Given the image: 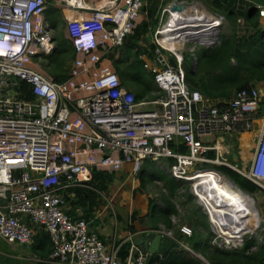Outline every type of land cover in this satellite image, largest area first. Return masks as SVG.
Segmentation results:
<instances>
[{"label": "built area", "instance_id": "obj_1", "mask_svg": "<svg viewBox=\"0 0 264 264\" xmlns=\"http://www.w3.org/2000/svg\"><path fill=\"white\" fill-rule=\"evenodd\" d=\"M57 3L64 5L75 54L63 81L34 68L56 50L45 15L48 1L0 0V238L28 244L40 228L50 243L49 259L59 264H146L147 254L132 243L120 260L119 245L103 243L86 220L73 219L65 207L69 190L91 188L93 172L111 174L130 164L139 174L149 163L188 184L215 250H243L251 240L254 251L264 244V221L251 194L216 169H231L264 194V92L252 86L214 103L189 87L183 66L185 48L195 66L197 49L220 44L224 16L178 0L169 3L138 55L158 92L136 100L108 56L134 34L144 0ZM258 15L264 17V8ZM240 134H252L249 157L224 160L235 152L226 140ZM215 173L244 201L234 204L197 186ZM153 231L188 250L165 226Z\"/></svg>", "mask_w": 264, "mask_h": 264}, {"label": "trees", "instance_id": "obj_2", "mask_svg": "<svg viewBox=\"0 0 264 264\" xmlns=\"http://www.w3.org/2000/svg\"><path fill=\"white\" fill-rule=\"evenodd\" d=\"M53 2V0H48L45 15L52 29H60V31L58 34L55 33L54 36L56 50L52 54L44 56V58L50 64V76L56 81H63L67 78L68 69L65 70V68L69 67L75 55L71 49L68 32L61 15L64 5H55ZM211 3L214 9L225 15L226 20L232 22L236 18L238 11L235 10L234 3L232 4L229 1V3L225 2L224 4V0H211ZM238 9L240 12L237 15L247 22V29L244 34L242 36L235 34L228 38L225 37L218 47L208 50L203 49L200 54V64H198L197 59L195 68L186 71V82L189 87L198 90L204 97L215 101L229 99L240 89L264 83V30L260 28L256 19L258 10L254 7H245V9L240 7ZM157 22L158 19H152V14L148 13L147 18L137 25L134 34L124 44V54L120 55V58L115 60L113 64L122 85L137 88V91L133 90L136 100L143 98L153 89L151 75L149 74L150 78H144L141 74L144 71L143 61L138 58V55L142 52L143 46L138 45V42L154 30ZM113 55L110 54L108 59L113 60ZM146 76L148 77V75ZM20 88L25 91L24 84H21ZM26 99L30 100L31 96H26ZM216 169L231 179L243 191L250 194L258 192L256 185L231 169L224 166L216 167ZM150 178L151 181H161L165 189L162 200L164 207H159V211L156 213L158 219L155 218L162 221L168 229L171 227L170 217L177 215L175 205L171 202V199L178 198L177 195H179L190 200L192 196L187 187H185L186 190H184L183 195L177 194L183 186L182 182H176L166 174L154 173ZM111 179L112 174L93 172L88 182L91 188H75L68 192L74 193L78 204L80 203L82 207H84V201L88 200L91 207L95 204L96 192H101ZM84 220L89 222L87 216L84 217ZM201 227L205 231H209L208 225L204 222ZM198 245L199 243L194 242L193 246L197 247ZM129 246L130 244H122L119 247L117 255L120 260L127 256ZM244 251L239 253L219 252L220 258L212 264H264V245L254 255H246ZM182 262L179 257H176L170 264H181ZM162 264H165L163 260Z\"/></svg>", "mask_w": 264, "mask_h": 264}, {"label": "crops", "instance_id": "obj_3", "mask_svg": "<svg viewBox=\"0 0 264 264\" xmlns=\"http://www.w3.org/2000/svg\"><path fill=\"white\" fill-rule=\"evenodd\" d=\"M53 1L55 5H59L57 3V0ZM172 1L175 0H144L141 9V14L138 19V24L147 18L148 13H151L152 19H158L157 25L154 30L158 28L163 20V9ZM178 1L188 3L189 5H196L201 10L211 14H221L213 8L211 0ZM229 1L232 4H235V10L238 11L237 14H239L240 12V10L238 9L240 7L243 9H245V7H254L257 10L259 7L264 8V0H224V4L225 2L229 3ZM62 14L63 13L61 11V15ZM237 14L236 18H234L232 22H230L228 19L226 20L225 15H223L225 18V23L221 26L219 30L220 44L223 38H228L235 34L237 36H242L244 34V31L247 29L246 20H244L241 16ZM256 19L259 23L260 28L264 30V17H259L257 13ZM59 30L60 29H53L56 34ZM154 30L149 32V34L146 36V38L148 39L147 42L143 40L145 37L140 40L143 42V44L141 45L143 46L142 48H146L148 46ZM231 62H233V60H231ZM147 75V78H150V75L148 73ZM152 85L153 89L145 95L146 97L155 95L158 92L153 82ZM256 87L259 88L262 92H264V83H260L259 85H256ZM128 88L130 90H133L134 87L130 86ZM213 101L214 103H219L222 100ZM246 135L249 136V140L247 141V143L246 141L242 140L243 136ZM251 139L252 134H240L235 136V138L233 137L232 141L231 139L226 140L225 145L228 148L231 147V149H235L234 153H236V156H231L232 153H230L229 155H224V157L222 158L226 161H228L227 159H230V162H235L238 156H241L242 158L246 159L247 157H249L253 148ZM232 142L236 143L232 144ZM145 165L152 164L145 163ZM131 170L132 167L130 164H124L120 171L111 173V181L105 185L101 192H96V197L94 201L95 204L91 207L89 206V200L84 201V207H82L80 203L78 204L77 197L74 195V193H67V204L65 207L67 213L73 219H84V217L87 216V220L89 221L88 226L91 231L95 232L99 236L100 240L107 245H110L112 243L119 246H121L122 244H131L134 240H137V238H139L147 231L148 223H153L154 226H156L157 224L165 226L162 221H158L155 218L154 211H152L154 202L157 207H164L162 200L165 195V189L162 185V182L157 180L152 181L154 184L160 185L161 183L162 185L161 190L163 191V196H161V199L159 200L161 194L151 191L153 190V187L151 188V186L146 189L142 180L143 175H141V178L139 179L140 173L134 174ZM179 190L177 194H182L181 192H179ZM259 193L263 194L261 192H256L254 194ZM177 196L178 198L171 199V202L175 205L176 211L178 212L176 203L180 201V199L183 200V197L179 195ZM199 213V216H201L200 219L208 225L201 209ZM203 222H200L198 227H200V224ZM174 223L175 221H171V227L168 229L171 230L172 235L174 232H176L174 237L177 240H180L181 242L185 243V241L189 239H187L185 236H181L177 231L180 227L186 226L188 224L186 223V225H184V222L182 224L180 223V226L176 227ZM197 223L198 222H195V224ZM191 228L193 230V226H191ZM199 231L202 232V235L200 237L198 236L197 238L200 241L204 240L205 244L201 248L198 247L197 252L201 253L206 259H203L201 257L199 258L198 255L195 253L196 250L189 252L190 254L187 255L183 253L182 249H178L166 258L164 257L163 263L165 262V264H170L174 258L179 257L183 261L181 264H212V262L220 258L219 252L222 251L215 250L209 243L210 229L208 232H203L200 228ZM195 233L194 231H192V238L193 236H195ZM263 245L264 244L258 246L257 249L253 251L251 250L253 242L250 240L245 244L243 250H235L231 251V253H239L245 250L244 252L246 255H254L258 253V250ZM50 250V243L48 241L46 232L40 228H35L32 240L28 244L7 243L6 241L0 238V264H59L49 259Z\"/></svg>", "mask_w": 264, "mask_h": 264}, {"label": "rangeland", "instance_id": "obj_4", "mask_svg": "<svg viewBox=\"0 0 264 264\" xmlns=\"http://www.w3.org/2000/svg\"><path fill=\"white\" fill-rule=\"evenodd\" d=\"M60 31V30H59ZM59 31H57V34H58V32ZM144 41H148V39L145 37L144 39H143ZM150 41H151V39H150ZM149 41V42H150ZM143 44V42L142 41H139L138 42V45H142ZM121 50L122 51H118L116 54H114L113 55V60L111 59L110 60V63H111V65L113 66V68H114V61L115 60H118L119 58H120V55L122 56V54H124V51H125V46L123 47V48H121ZM201 51L202 50H200V49H197L196 50V52L194 53V55H196V57H197V59H198V64H200V54H201ZM75 55V54H74ZM183 66L185 67V69H186V71H190L191 70V68H192V59H193V53H191V52H188L187 51V48H185V51L183 52ZM68 67V66H67ZM65 68V70L66 69H68V68ZM34 68L35 69H37V70H39V71H41L42 73H44L45 75H48V76H50V72H51V68H50V64H49V62L47 61V59H45V58H42L38 63H35V66H34ZM115 69V68H114ZM141 74H142V77H144V78H147V73L145 72V70L144 71H142L141 72ZM133 90L134 91H137V88H133ZM132 90V91H133ZM243 141L244 140H249V136H243V139H242ZM229 162H230V159H227ZM239 166H240V161H239ZM139 173H140V175H139V179L141 178V175H143V178H142V180H143V183H144V185H145V188L147 189L149 186H151V188L153 187V190H151V191H154V192H156V193H160L161 195H160V198H159V200L161 199V196H163L162 194H163V191L161 190L162 189V185H161V183H160V185H158V184H154L152 181H151V175L152 174H154V173H157V174H162V172H161V170L159 169V168H157V167H155L154 165H143L142 167H141V169H140V171H139ZM226 176V175H225ZM231 180V179H230ZM153 181H156V180H153ZM182 188L179 190V192H181L182 193V195L184 194V190H186V188L185 187H187V185L188 184H183L182 183ZM162 191V192H161ZM263 195L264 194H251L250 196H251V198H253V203H254V207L256 208V210H257V212H258V214H259V216H260V218L264 221V198H263ZM182 198V197H181ZM183 200H181L180 199V201H178L177 203H176V206H177V209H178V212H177V215H176V217L175 216H171L170 217V219H171V221H175V223H174V225L177 227V226H180V223L182 224V223H184L185 222V224L184 225H186V223L188 224V225H186V226H182V227H180L179 228V230L177 231L181 236H185L186 237V234L182 231V229L183 228H185V230H188V231H190V237H186L187 239H189V240H186L185 241V245H186V248L189 250V251H195V253L198 255V257L200 258H203V259H206L201 253H199V252H197L198 250H197V248L199 247V248H201V247H203V245L205 244L204 243V240L203 241H200L197 237L199 236H201L202 234V232H200L199 231V229L201 228V230L203 231V232H208V231H205V229H203L202 227H201V224H200V227H198L199 226V223L200 222H203L201 219H200V217L201 216H199L200 215V213H199V211H200V207L197 205V202L195 201V199L194 198H190V200H187V198L185 197V199L184 198H182ZM152 211H154V215H155V217L157 218V215H156V213L159 211V207H157L156 205H155V202H154V204H153V208H152ZM158 219V218H157ZM206 220V219H205ZM192 222V223H191ZM195 222H198L197 224H195ZM206 222H207V220H206ZM194 223V224H193ZM264 223V222H263ZM193 224V225H192ZM190 225V226H189ZM191 226H193V230H192V228H191ZM209 228V227H208ZM171 231V230H170ZM192 231H194V233H195V236H193V238H192V236H191V234H192ZM172 233V232H171ZM175 233L176 232H174L173 233V235L172 236H174L175 235ZM192 238V239H191ZM194 242H197V243H200V246L198 245L197 247H195V246H193V244H194ZM188 250H183V253L184 254H187V255H189L190 253H189V251ZM191 256V255H190Z\"/></svg>", "mask_w": 264, "mask_h": 264}, {"label": "water", "instance_id": "obj_5", "mask_svg": "<svg viewBox=\"0 0 264 264\" xmlns=\"http://www.w3.org/2000/svg\"><path fill=\"white\" fill-rule=\"evenodd\" d=\"M196 66V65H195ZM192 67V69L195 68ZM236 156V153H232L231 156ZM147 231L141 235L137 240H134L132 244L138 247L143 253L147 254L146 264H150L152 261H158V264H162L164 257H167L178 250V243L170 241L167 238L155 233V227L153 223L147 224ZM162 258V259H161Z\"/></svg>", "mask_w": 264, "mask_h": 264}, {"label": "bare ground", "instance_id": "obj_6", "mask_svg": "<svg viewBox=\"0 0 264 264\" xmlns=\"http://www.w3.org/2000/svg\"><path fill=\"white\" fill-rule=\"evenodd\" d=\"M248 136V135H246ZM246 141V140H244ZM248 141V140H247ZM246 141V143H247ZM197 180V179H196ZM195 180V181H196ZM197 186L199 187H207L208 191L215 192L219 197H226L227 201H233L234 204H239L244 201V195L238 193V190L234 188L231 183H229L225 178L221 177L219 174H212L209 180H201L197 182ZM247 200V197H246ZM251 201V199H249ZM213 205V204H212ZM213 207H215L213 205ZM242 212H240L241 214Z\"/></svg>", "mask_w": 264, "mask_h": 264}]
</instances>
